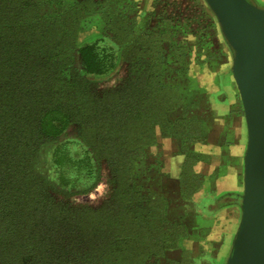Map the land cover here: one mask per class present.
Here are the masks:
<instances>
[{"label":"rangeland","instance_id":"1","mask_svg":"<svg viewBox=\"0 0 264 264\" xmlns=\"http://www.w3.org/2000/svg\"><path fill=\"white\" fill-rule=\"evenodd\" d=\"M30 1L35 39L62 60L68 86L102 112L130 104L140 120L111 133L116 157L134 152L124 168L100 157L107 146L95 157L74 123L39 149L34 168L53 187L51 205L84 206L87 241L103 243L98 258L72 264H225L241 219L247 126L233 54L205 1ZM92 43L114 55L105 75L89 74L79 55ZM65 145L85 149L92 169L66 191L51 163ZM205 212L218 215L210 232Z\"/></svg>","mask_w":264,"mask_h":264},{"label":"trees","instance_id":"2","mask_svg":"<svg viewBox=\"0 0 264 264\" xmlns=\"http://www.w3.org/2000/svg\"><path fill=\"white\" fill-rule=\"evenodd\" d=\"M32 3L0 0V264H24V260L72 264L98 258L103 243L87 241L84 206L58 211L51 205L47 192L53 187L34 168L39 149L74 123L83 130L95 157L98 146H107L109 152L100 157L124 168L134 152L126 150L116 157L111 133L116 127L130 129L140 120L133 118L130 104L116 115L102 112V105L87 104L83 91L68 86L62 78V60L53 61L50 46L35 39L39 29L35 11L28 10ZM108 50L99 43L79 50L89 74L105 75L114 68V55ZM105 113L112 116L110 124L102 117ZM70 146L58 149L51 162L65 191L92 173L90 158L83 157L85 149L73 154L75 146Z\"/></svg>","mask_w":264,"mask_h":264},{"label":"water","instance_id":"3","mask_svg":"<svg viewBox=\"0 0 264 264\" xmlns=\"http://www.w3.org/2000/svg\"><path fill=\"white\" fill-rule=\"evenodd\" d=\"M233 54L244 109L241 219L225 264H264V8L253 0H204Z\"/></svg>","mask_w":264,"mask_h":264},{"label":"crops","instance_id":"4","mask_svg":"<svg viewBox=\"0 0 264 264\" xmlns=\"http://www.w3.org/2000/svg\"><path fill=\"white\" fill-rule=\"evenodd\" d=\"M202 215H204L203 213H202ZM215 216H218L217 215V213H216V215ZM215 216L213 215V218H211V217H209L208 216V214H207V212H205V215L204 216H202L200 219H199V221L202 223L201 224V228H206V229H211V228H213L215 225H213L214 224V220H215ZM229 226V225H228ZM217 227H220V226H218L217 225ZM222 227H224V226H222ZM225 229H227V227H225ZM207 230V231H208ZM236 231V230H235ZM209 232H210V230H209ZM216 232V230L213 232V233H215ZM212 236H215V234H213Z\"/></svg>","mask_w":264,"mask_h":264},{"label":"flooded vegetation","instance_id":"5","mask_svg":"<svg viewBox=\"0 0 264 264\" xmlns=\"http://www.w3.org/2000/svg\"><path fill=\"white\" fill-rule=\"evenodd\" d=\"M258 6L264 8V0H253Z\"/></svg>","mask_w":264,"mask_h":264}]
</instances>
